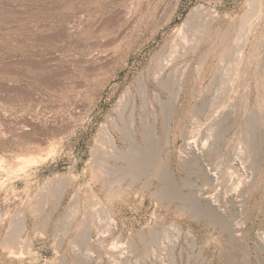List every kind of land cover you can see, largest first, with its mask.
<instances>
[{
    "label": "rangeland",
    "instance_id": "1",
    "mask_svg": "<svg viewBox=\"0 0 264 264\" xmlns=\"http://www.w3.org/2000/svg\"><path fill=\"white\" fill-rule=\"evenodd\" d=\"M0 264H264V0H0Z\"/></svg>",
    "mask_w": 264,
    "mask_h": 264
},
{
    "label": "bare ground",
    "instance_id": "2",
    "mask_svg": "<svg viewBox=\"0 0 264 264\" xmlns=\"http://www.w3.org/2000/svg\"><path fill=\"white\" fill-rule=\"evenodd\" d=\"M242 33V32H241ZM192 35V34H191ZM169 55H171V54H169ZM96 56V55H95ZM237 56V55H236ZM105 57V56H104ZM224 58V57H223ZM232 59V58H231ZM95 66V65H94ZM162 66V65H161ZM167 66H168V64H167ZM166 67V66H165ZM172 72V71H171ZM121 102V101H120ZM127 108V107H126ZM125 108V109H126ZM123 113V112H122ZM122 127V126H121ZM122 130V129H121ZM122 132V131H121ZM149 134H150V132H149ZM148 135V134H147ZM148 136H150V135H148ZM152 136V135H151ZM106 138V137H105ZM130 139V138H129ZM148 139V138H147ZM113 141V140H112ZM133 141V140H132ZM133 144V143H132ZM135 144V143H134ZM146 145H147V143H145ZM186 145V144H185ZM115 146V145H114ZM142 146V145H141ZM140 146V147H141ZM149 146V145H148ZM152 148V147H151ZM148 150V149H147ZM152 150V149H151ZM138 152V151H137ZM136 153V152H135ZM140 153H141V151H140ZM146 153V152H145ZM145 153L143 154V155H145ZM148 153V152H147ZM110 155V154H109ZM129 155V154H128ZM136 155H137V153H136ZM156 156V155H155ZM131 158V157H130ZM141 158V157H140ZM149 158V157H148ZM129 159V158H128ZM145 159V158H144ZM134 160V159H133ZM137 160V159H136ZM135 160V161H136ZM146 160V159H145ZM129 161V160H128ZM133 163V162H132ZM152 163V162H151ZM160 164V163H159ZM105 165V164H104ZM140 165V164H139ZM124 166V165H123ZM156 167V166H155ZM141 171V170H140ZM140 174V173H139ZM208 174V173H207ZM128 175V174H127ZM125 177V176H124ZM172 185V184H171ZM6 203V202H5Z\"/></svg>",
    "mask_w": 264,
    "mask_h": 264
}]
</instances>
